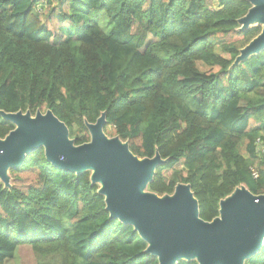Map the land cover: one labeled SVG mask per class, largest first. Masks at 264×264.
<instances>
[{
    "label": "trees",
    "instance_id": "trees-1",
    "mask_svg": "<svg viewBox=\"0 0 264 264\" xmlns=\"http://www.w3.org/2000/svg\"><path fill=\"white\" fill-rule=\"evenodd\" d=\"M40 3L0 0V112L50 110L76 146L105 115V135L164 161L148 190L163 197L188 185L206 222L238 188L264 194L255 147L264 140V50L234 65L261 32L239 26L249 0ZM15 128L0 115V140ZM91 176L55 168L44 148L9 170L0 264L23 246L37 264H159L133 226L110 218ZM245 264H264V242Z\"/></svg>",
    "mask_w": 264,
    "mask_h": 264
},
{
    "label": "water",
    "instance_id": "water-1",
    "mask_svg": "<svg viewBox=\"0 0 264 264\" xmlns=\"http://www.w3.org/2000/svg\"><path fill=\"white\" fill-rule=\"evenodd\" d=\"M248 14L239 20L241 31L260 21L262 34L240 51L234 65L264 50V0H249ZM4 120L16 128L0 140V179L9 186L8 172L19 169L27 156L44 148L46 159L57 169L81 174L90 171L91 181L105 188L106 210L111 219L131 225L147 242V254L159 264L196 260L198 264H245L258 254L264 242V194L253 195L238 188L220 203L219 216L206 222L199 216L198 201L188 185H178L173 195L145 193L160 155L141 159L133 155L128 143L106 137L105 115L88 125L91 141L74 145L69 130L52 111L33 117L30 112L6 114ZM94 171L95 173H93Z\"/></svg>",
    "mask_w": 264,
    "mask_h": 264
},
{
    "label": "rangeland",
    "instance_id": "rangeland-1",
    "mask_svg": "<svg viewBox=\"0 0 264 264\" xmlns=\"http://www.w3.org/2000/svg\"><path fill=\"white\" fill-rule=\"evenodd\" d=\"M49 0H41V3L39 4V6H41L42 4H46ZM52 1V6L55 8L57 7V0H51ZM46 7V6H45ZM215 8H218L216 4H214ZM42 9V7L40 8ZM241 27V25H239ZM250 29L251 28H261V31H263V25L262 23L258 20L256 22H254L253 24H250L248 26ZM262 34V32H260ZM260 35V34H259ZM239 38H235L234 40H238ZM251 43V42H250ZM249 43V44H250ZM248 45V44H247ZM246 45V46H247ZM245 46V47H246ZM244 47V48H245ZM243 49V48H242ZM241 49V50H242ZM240 56V54L236 57V59ZM225 58H232L233 56L231 55H224ZM236 59L234 61H236ZM106 137H108L106 135ZM109 138V137H108ZM111 139V138H109ZM69 140L73 141V138L71 137L70 131H69ZM75 145V144H74ZM93 173H95L94 171H92ZM167 175L169 176L170 173H167ZM0 183H2L1 179H0ZM99 186L101 188H105V185L102 182H99ZM145 193H152L148 190V188L144 191ZM154 194V193H153ZM6 264H37V260L34 256V253L32 251V249L29 246H23L20 247L19 251L17 252V254L15 255V257L12 260H9L6 262Z\"/></svg>",
    "mask_w": 264,
    "mask_h": 264
},
{
    "label": "built area",
    "instance_id": "built-area-1",
    "mask_svg": "<svg viewBox=\"0 0 264 264\" xmlns=\"http://www.w3.org/2000/svg\"><path fill=\"white\" fill-rule=\"evenodd\" d=\"M256 147V154L258 155V158L264 157V140L262 138H258L255 142ZM252 175L254 179H257L259 177V173L255 167L251 168Z\"/></svg>",
    "mask_w": 264,
    "mask_h": 264
},
{
    "label": "flooded vegetation",
    "instance_id": "flooded-vegetation-1",
    "mask_svg": "<svg viewBox=\"0 0 264 264\" xmlns=\"http://www.w3.org/2000/svg\"><path fill=\"white\" fill-rule=\"evenodd\" d=\"M249 29H250V28H249ZM261 32H262V31H261ZM260 34H261V33H260ZM256 37H257V36H256ZM256 37H255V38H256Z\"/></svg>",
    "mask_w": 264,
    "mask_h": 264
}]
</instances>
